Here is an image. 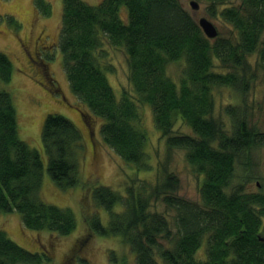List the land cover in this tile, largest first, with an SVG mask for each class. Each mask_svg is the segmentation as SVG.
Segmentation results:
<instances>
[{
  "label": "trees",
  "instance_id": "16d2710c",
  "mask_svg": "<svg viewBox=\"0 0 264 264\" xmlns=\"http://www.w3.org/2000/svg\"><path fill=\"white\" fill-rule=\"evenodd\" d=\"M199 1L207 3L211 17L230 25L226 34L207 37L179 0H62L58 48L64 72L87 114L100 118L103 142L125 162L151 168L139 108L147 104L166 146L184 150L202 176L197 201L177 194L179 178L165 168L153 179L127 185L125 194L95 186L91 198L108 219H85L91 232L119 236L135 264H264V194L245 191L242 183L230 188L236 165L251 166L248 156L264 146V131L252 124L245 96L257 74L249 56L257 54L264 65V0ZM33 4L40 14H50L49 1ZM105 43L127 58L131 89L119 95L107 78L113 68L105 61ZM173 63L181 67L176 77L169 72ZM12 71V61L0 51V81L9 82ZM222 86L240 94L243 103H227L223 116H216L214 90ZM178 120L190 133L176 131ZM41 136L51 179L64 189L77 185L80 128L62 114L48 113ZM42 169L40 153L19 137L10 92L0 87V211H18L31 230L68 234L76 217L42 198ZM45 260V251L23 248L0 228V264ZM111 260L126 262L124 256Z\"/></svg>",
  "mask_w": 264,
  "mask_h": 264
},
{
  "label": "rangeland",
  "instance_id": "374dc122",
  "mask_svg": "<svg viewBox=\"0 0 264 264\" xmlns=\"http://www.w3.org/2000/svg\"><path fill=\"white\" fill-rule=\"evenodd\" d=\"M47 1L51 4V12L42 15L35 8L33 0H0V51L6 53L13 64L9 82L0 81V87L8 90L13 98L19 137L40 153L43 162L42 198L49 203L70 208L76 217V226L65 235L48 230H31L23 225L19 212L14 210L0 211V228L23 248L32 252L45 251L49 260L41 264H83L81 260L86 264H116L111 260L112 255L118 261L124 256L125 264H135L134 253L119 236L101 235L89 230L85 217L97 215L102 223L108 219L107 211L97 206L91 198L93 187L106 185L125 194L127 185L136 183L140 178L153 179L165 168L179 178L177 194L197 201L202 176L191 168L184 150L166 146L164 138L154 126L152 112L147 104H141L139 108L141 125L147 138L146 160L151 168H137L125 162L103 142L99 132L100 118L87 114L83 104L71 91L64 72L58 48L62 0ZM86 1L92 4L99 2ZM179 1L195 19L205 16L219 32L226 34L230 25L219 16L211 17L206 11V2L196 0L199 7L193 9L190 0ZM237 3L238 0H229L227 5ZM121 15L125 16L126 12L122 10ZM261 40L264 41V31ZM104 47L108 50L105 61L113 68V71L107 72V78L116 95H119L123 89H131L127 58L120 48L108 43ZM249 60L257 74L245 96L251 107L252 124L264 131V65L255 53L249 56ZM180 68L179 64L173 63L169 66V72L176 77ZM214 92L216 116H223L222 109L227 103H243L242 96L230 87L222 86ZM48 113L62 114L80 128V182L73 187H59L47 172V155L41 129ZM175 129L190 133L180 120L176 122ZM250 155L247 161H252L251 166L236 165L230 188L242 183L245 191H260L264 194V146L254 149ZM203 252L202 247L197 255L202 257Z\"/></svg>",
  "mask_w": 264,
  "mask_h": 264
},
{
  "label": "water",
  "instance_id": "95a60500",
  "mask_svg": "<svg viewBox=\"0 0 264 264\" xmlns=\"http://www.w3.org/2000/svg\"><path fill=\"white\" fill-rule=\"evenodd\" d=\"M189 4L193 9H197L199 7L198 2L196 0H190ZM198 24L207 37L213 38L217 35L218 33L217 27L214 25L212 21H210L205 16L199 17Z\"/></svg>",
  "mask_w": 264,
  "mask_h": 264
},
{
  "label": "flooded vegetation",
  "instance_id": "af4514ba",
  "mask_svg": "<svg viewBox=\"0 0 264 264\" xmlns=\"http://www.w3.org/2000/svg\"><path fill=\"white\" fill-rule=\"evenodd\" d=\"M40 47H43V46H40Z\"/></svg>",
  "mask_w": 264,
  "mask_h": 264
}]
</instances>
